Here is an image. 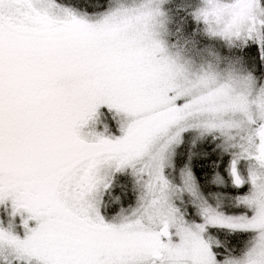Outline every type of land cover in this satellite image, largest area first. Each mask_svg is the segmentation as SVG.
<instances>
[{
	"label": "snow or ice",
	"instance_id": "obj_1",
	"mask_svg": "<svg viewBox=\"0 0 264 264\" xmlns=\"http://www.w3.org/2000/svg\"><path fill=\"white\" fill-rule=\"evenodd\" d=\"M0 264H264V0H0Z\"/></svg>",
	"mask_w": 264,
	"mask_h": 264
}]
</instances>
